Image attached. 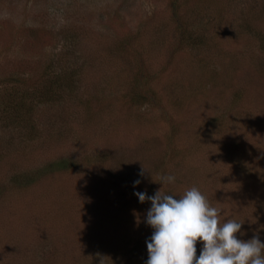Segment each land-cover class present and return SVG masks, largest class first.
Listing matches in <instances>:
<instances>
[{
	"label": "rangeland",
	"instance_id": "374dc122",
	"mask_svg": "<svg viewBox=\"0 0 264 264\" xmlns=\"http://www.w3.org/2000/svg\"><path fill=\"white\" fill-rule=\"evenodd\" d=\"M218 1L191 18L209 45L179 49L169 0H0V74L28 73L70 44L89 59L77 98L45 107L36 139L0 131V264H145L151 203L131 187L168 175L161 192L196 186L219 223L237 219L239 239L264 241V48L253 30L264 28V0ZM121 35H137L163 106L122 101L138 61L115 47ZM86 97L102 103L83 110ZM104 150V165L44 169ZM23 174L36 176L13 181Z\"/></svg>",
	"mask_w": 264,
	"mask_h": 264
},
{
	"label": "trees",
	"instance_id": "16d2710c",
	"mask_svg": "<svg viewBox=\"0 0 264 264\" xmlns=\"http://www.w3.org/2000/svg\"><path fill=\"white\" fill-rule=\"evenodd\" d=\"M200 2H203V0H169V7L175 19L174 29L178 42L182 46L179 47V49L203 48L209 45V35L195 29L191 21V18L206 13L203 8L201 9L198 7ZM212 2L220 7L219 10L221 9L220 1L212 0ZM73 29V27H68L66 30V41L70 42L71 40L79 46L83 38L77 35H69ZM253 30L257 38H259L260 46L264 48V28L254 26ZM121 36L122 37L112 40H115L113 43L116 44L115 47L117 50L125 53H134L133 58L138 61L132 83L129 84L130 86L128 89L123 91L121 95L122 101L125 104H131L133 106H143L149 103L152 105L155 104V106H163V98L158 88L151 86L147 82L151 81V65H147L145 57L142 56V53H146L143 48L139 46L137 35ZM72 50L71 44L68 48L64 47L59 51L56 58L43 61L41 66L37 65L35 68H30L28 73L0 74V131L16 130L25 139H36L40 135L43 121L41 120V115L45 107H53L59 103H68L70 99L77 98L75 96L80 89V83L87 78L85 64L89 62V59L83 55L84 58L80 61L79 57L82 58L83 56H76L75 50ZM136 53L140 56H135ZM95 99L97 101L96 106H100L102 103L101 98ZM95 99H88L87 97L82 98L81 101H79V106L83 110H90L96 102ZM171 119H173V117ZM178 124L179 123L176 121L175 125ZM175 125L173 127L174 131L176 129ZM231 142L238 143V141L235 140ZM238 145H236V148ZM107 152L108 151L104 150L103 154L93 155L95 158L88 154L76 157H61L51 161L44 169L48 171L64 170L83 165L93 166L92 163L104 165L108 160L106 157ZM227 158L231 159L229 156H227ZM96 164H94V166ZM166 169L167 167H164L161 174H167L165 173ZM34 174L15 175L13 181H26L28 177L33 178L31 176H34ZM37 174H39V172ZM161 181L162 178L155 177L149 190L146 191L139 187V185L133 184L131 190L133 193L136 191H144L148 193V195H152L161 188L159 187ZM1 191L2 186L0 183V192ZM149 238L150 237H148V239ZM199 254L197 249L196 255L198 256ZM37 263L44 264L40 262ZM69 263L68 261L60 262V264ZM80 264H121V261H116L114 258H111L108 261L101 262V260H91L84 263L81 262Z\"/></svg>",
	"mask_w": 264,
	"mask_h": 264
},
{
	"label": "clouds",
	"instance_id": "9594fccd",
	"mask_svg": "<svg viewBox=\"0 0 264 264\" xmlns=\"http://www.w3.org/2000/svg\"><path fill=\"white\" fill-rule=\"evenodd\" d=\"M174 180L172 175L162 177V182ZM135 195L140 202H151L145 222L153 232L146 241L145 264H264V241L258 236L239 239L236 234L243 222L237 219L219 223L220 209L198 187L186 189L179 197L160 188L152 195L144 191ZM198 240L202 246L197 256Z\"/></svg>",
	"mask_w": 264,
	"mask_h": 264
}]
</instances>
